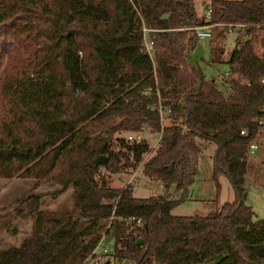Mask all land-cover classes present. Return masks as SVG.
<instances>
[{"label": "trees", "instance_id": "trees-1", "mask_svg": "<svg viewBox=\"0 0 264 264\" xmlns=\"http://www.w3.org/2000/svg\"><path fill=\"white\" fill-rule=\"evenodd\" d=\"M207 9L209 20L194 0H0V181L35 182L18 217L31 233L0 250V264H81L104 234L119 262L264 264V220L252 222L242 201L249 148L264 135V0H210ZM207 24L244 25L227 94L190 56V28ZM222 53L213 50L212 62ZM145 130L158 136L153 150L145 139L114 137ZM207 143L212 180L218 187L224 175L234 200L205 217L172 216ZM98 157L107 165L94 167ZM139 167L164 196L135 198L101 171ZM44 184L59 186L55 196L71 188V210H41ZM1 233L16 228L6 223Z\"/></svg>", "mask_w": 264, "mask_h": 264}, {"label": "rangeland", "instance_id": "rangeland-1", "mask_svg": "<svg viewBox=\"0 0 264 264\" xmlns=\"http://www.w3.org/2000/svg\"><path fill=\"white\" fill-rule=\"evenodd\" d=\"M198 13H205L204 6L201 3L198 5ZM258 31L262 33L260 29ZM236 36L237 31H232L226 32L224 37L220 38L218 31H213L212 37L197 41L196 47L191 53L193 62L198 63L205 76L207 78H213L218 89L225 94H227V90L223 84L224 80L222 75L228 72L229 66L227 61L236 46ZM146 43H149L148 39ZM220 46L224 49L222 60L220 62H212L211 52ZM260 50L264 51V48L260 47ZM149 52H152V50H149ZM167 121L166 114L164 113L163 123L167 124ZM130 135L134 134L123 132L121 134H115L114 137L127 139ZM141 135L150 146H155L158 136L150 134L148 130L143 131ZM256 144L257 149L253 154H249L246 176V191L248 187L249 197L242 199L244 205L250 207L252 211V222L264 220V135ZM201 149L202 155L198 162L194 182L189 188L188 199L172 209V216L205 217L214 212H218L224 203H230L234 200L233 190L224 175L218 176V187H216V184L212 180L213 144H201ZM101 171L107 177L110 187L124 188L127 185L133 187V197L135 198L148 199L164 196L165 191L161 184L143 176L140 167L136 171L128 170L123 174H109L103 168ZM34 183L32 180L21 179L0 181V208L3 216L0 227L9 223L11 227L16 228L15 235H9L8 233L0 234V250L19 247L24 239L30 235L31 221H21L18 217L26 206L27 197ZM59 189V186L54 184L39 186L36 192L41 195V210L52 212H67L71 210L72 189L69 188L62 194L55 196L54 193ZM170 193L174 199L180 197V194L174 193L173 189H171ZM105 247H107V253L102 256ZM113 253L114 240L106 236L103 239V246L97 249V255L102 256L100 264H133L128 261H116Z\"/></svg>", "mask_w": 264, "mask_h": 264}, {"label": "built area", "instance_id": "built-area-1", "mask_svg": "<svg viewBox=\"0 0 264 264\" xmlns=\"http://www.w3.org/2000/svg\"><path fill=\"white\" fill-rule=\"evenodd\" d=\"M204 17H205L206 20H209V18H210V9L206 10ZM217 25H220V24H207V25H201V26H193L190 29L194 30V33H195L197 41H200L203 38L211 37V32L208 31V30H205V29H208V28L210 29L211 27L217 26ZM221 25H224V24H221ZM224 26H225L227 32H232L233 28H235V27H238V28H241V29H243V27H244V25H236V26H234V25H231V24L224 25ZM145 47H146L147 51L152 50V47H151L150 43H145ZM158 111H159V114H160L161 121H163L164 111H162L161 108H159ZM258 125H260L262 128H264V118L258 120ZM241 135H243V136L247 135L246 131H241ZM127 139L130 140V141H141L143 139V137H142V135L140 133H137V134L128 136ZM157 143H158V141L156 142L155 146L157 145ZM155 146L152 147V150L155 148ZM256 149H257V144L256 143L252 144L250 146V148H249V154H253V152ZM149 155L150 154H148L146 156V158ZM129 222L130 223H135V225H137V226H141L142 225V220L140 218L137 219V218L132 217V218L129 219ZM110 225H111V219L108 220V224L106 226L105 232H112L113 231ZM104 237H106L105 234L102 235V237H101L97 247L95 248V250L81 264H100L101 257L104 256V254L106 255V253H107V247H105L103 249V255L102 256L97 255V249L99 247L103 246Z\"/></svg>", "mask_w": 264, "mask_h": 264}, {"label": "crops", "instance_id": "crops-1", "mask_svg": "<svg viewBox=\"0 0 264 264\" xmlns=\"http://www.w3.org/2000/svg\"><path fill=\"white\" fill-rule=\"evenodd\" d=\"M209 2H210V0H199V1H197V0H194V5H195V9H196V12H197V14L199 15V16H203V15H205V13L204 14H199L198 13V5H199V3H201L203 6H204V9H205V12H206V10H207V6H208V4H209ZM198 3V4H197ZM223 27V28H222ZM237 29H238V27H235V28H233V30L232 31H237ZM205 30H208V31H210L211 32V37H212V34H213V31H218V35H219V37L220 38H223L224 37V35H225V33L227 32L226 31V28L224 27V25H217V26H213L212 28H208V29H205ZM207 38H210V37H207ZM203 39H206V38H203ZM202 39V40H203ZM220 47H222V46H220ZM223 48V47H222ZM213 50H215V49H213ZM213 50H212V52H211V61H212V59H213ZM223 52H224V49H223ZM222 55H223V53H222ZM222 55H221V58H220V60L218 61V62H220L221 60H222ZM191 56V55H190ZM229 58H230V56H229ZM192 59V58H191ZM193 61V60H192ZM228 61H229V59H228ZM228 61H227V63H228ZM198 66H199V64L198 63H196ZM229 66V65H228ZM204 73V72H203ZM228 74H229V68H228V72L226 73V74H224V75H222V77H223V80L224 81H226V78H228ZM205 75V74H204ZM207 78V77H206ZM246 193H247V195H246V198L247 197H249V190H248V187H247V191H246ZM243 201V200H242Z\"/></svg>", "mask_w": 264, "mask_h": 264}, {"label": "water", "instance_id": "water-1", "mask_svg": "<svg viewBox=\"0 0 264 264\" xmlns=\"http://www.w3.org/2000/svg\"><path fill=\"white\" fill-rule=\"evenodd\" d=\"M107 162H108V159L107 157H98L97 159H95L93 161V165L94 167H98V166H106L107 165ZM246 198V192H244L242 194V199H245ZM107 264V263H106Z\"/></svg>", "mask_w": 264, "mask_h": 264}]
</instances>
